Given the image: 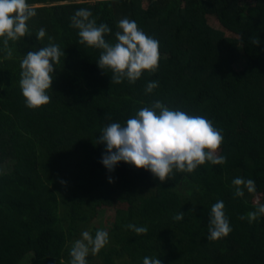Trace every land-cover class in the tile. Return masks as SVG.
Returning <instances> with one entry per match:
<instances>
[{
  "label": "trees",
  "instance_id": "16d2710c",
  "mask_svg": "<svg viewBox=\"0 0 264 264\" xmlns=\"http://www.w3.org/2000/svg\"><path fill=\"white\" fill-rule=\"evenodd\" d=\"M66 2L27 0L36 15L27 36L9 41L10 59L0 37V264H69L74 241L88 229L93 237L98 229L109 234L101 261L88 256L90 264H143L146 256L161 264H264V216L240 219L264 204V0ZM80 8L109 26L110 43L121 19L134 20L159 41L156 71L134 84H111V70L97 65L102 50L80 44L70 26ZM49 37L64 56L47 90L50 102L29 109L20 62ZM151 81L159 86L146 94ZM157 100L211 120L223 134L217 155L227 162H205L163 182L123 161L109 172L101 162L106 146L96 143L102 128L123 126ZM236 177L254 180L255 192L235 196ZM218 200L232 231L210 241L209 214ZM112 208L113 223L96 225ZM179 212L182 221L173 219Z\"/></svg>",
  "mask_w": 264,
  "mask_h": 264
},
{
  "label": "clouds",
  "instance_id": "9594fccd",
  "mask_svg": "<svg viewBox=\"0 0 264 264\" xmlns=\"http://www.w3.org/2000/svg\"><path fill=\"white\" fill-rule=\"evenodd\" d=\"M36 15L27 0H0V37L3 38L6 59L12 57L9 41H18L29 34L27 21ZM93 13L78 9L71 17V27L78 29L79 43L102 50L97 65L100 69L111 70V84L127 80L134 84L143 72L153 73L159 66V41L148 36L134 20L127 17L118 22L121 31L115 33V43L106 41L105 35L111 32L105 23L97 24L92 19ZM46 36V30L40 28L36 37L39 41ZM38 51H30L20 62L19 86L25 105L37 109L50 102L47 90L51 88L55 65L64 56L59 45L52 43ZM254 45H259L257 38H252ZM159 86L158 81L147 83L145 92L152 93ZM223 142L222 130L213 126L211 120L200 115H189L184 111L173 110L157 100L150 106L140 108L135 116L130 117L122 126L113 122L102 128L96 143L106 146L102 164L109 172L123 161L137 169L150 171L161 182L170 179L175 172L192 173L210 162L212 165H223L227 158L217 155ZM113 182L109 177V183ZM61 183H65L61 181ZM235 196L242 197L244 188L249 193L255 192V181L236 177L232 180ZM224 202L218 200L211 206L208 223L210 241L219 240L232 231L224 212ZM184 213L179 212L173 219L182 221ZM264 216V204H258L255 211H250L240 219L249 223ZM127 228L137 235L146 234V227L128 224ZM109 243V234L98 229L95 237L89 231L81 233V239L74 241L70 249L69 264H88L86 259L91 252L97 255ZM143 264H161L156 257H144Z\"/></svg>",
  "mask_w": 264,
  "mask_h": 264
},
{
  "label": "rangeland",
  "instance_id": "374dc122",
  "mask_svg": "<svg viewBox=\"0 0 264 264\" xmlns=\"http://www.w3.org/2000/svg\"><path fill=\"white\" fill-rule=\"evenodd\" d=\"M72 1H73V0H67V2H72ZM67 2H66V3H67ZM210 23L216 25V22H215V20H213V19H210ZM115 212H116V210H115L114 208H112V209H105L103 212H100V213H99V215H98V216H99V219L95 222V224L98 225L99 222H101V220H102L103 223H104V221H106L107 223H105V224L113 223L114 216H115ZM87 231H89L90 234L93 236L92 229H88ZM77 239H81V235L78 236V237L76 238V240H77ZM88 256H89V257H92L93 255H92L91 252H90ZM89 257L87 258V260H88V264H90V262H92V261H90ZM97 260H99V262L101 261V259H99V257H98L97 255H95L94 258H93V263H94L95 261H97Z\"/></svg>",
  "mask_w": 264,
  "mask_h": 264
}]
</instances>
